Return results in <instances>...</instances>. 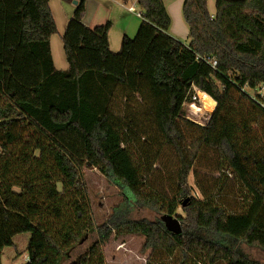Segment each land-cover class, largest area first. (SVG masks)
<instances>
[{"label":"trees","instance_id":"trees-1","mask_svg":"<svg viewBox=\"0 0 264 264\" xmlns=\"http://www.w3.org/2000/svg\"><path fill=\"white\" fill-rule=\"evenodd\" d=\"M48 1L0 0V264L25 233L26 264H105L110 234L142 237L145 264H262L233 244L264 253V103L241 90L264 83V0H215L212 16L207 0H183L188 45L168 34L162 0H136L142 21L117 52L110 23H82L81 0L61 38L65 70L52 63ZM193 87L217 104L205 126L185 117ZM203 150L218 177L209 190L194 182L195 199L188 177ZM84 168L121 191L99 227ZM133 209L154 218L129 219ZM163 215L177 218L179 235Z\"/></svg>","mask_w":264,"mask_h":264},{"label":"rangeland","instance_id":"rangeland-1","mask_svg":"<svg viewBox=\"0 0 264 264\" xmlns=\"http://www.w3.org/2000/svg\"><path fill=\"white\" fill-rule=\"evenodd\" d=\"M60 0H51L50 4L53 9V16L56 24V33L51 36L50 44V53L52 58L53 67L55 70H65L67 64L64 59L62 51V35L63 30L66 24H64L63 17L61 18L59 14V9L57 4ZM215 0H208V10L209 12L214 11ZM131 4H128V6ZM127 6V7H128ZM85 7V4H84ZM141 14V10L136 4H133L132 12H126V16L132 19H135L137 28L139 27L142 18L137 16ZM135 27V25H134ZM131 35L133 38L136 33ZM109 48L112 52H117L119 50L120 44V34L118 30H112L109 34ZM116 41V43H115ZM114 50V51H113ZM196 96V94H195ZM190 109V110H189ZM250 108L246 105L242 106L238 110L239 120H244L246 118V111ZM185 117L191 119H197L200 123V126H205L210 113L205 112V105L202 100H197L196 103H187V106H183ZM240 110H244L241 112ZM191 116V117H190ZM192 121V120H191ZM241 121V120H240ZM251 131L259 136H262L260 130L255 126L251 125ZM162 165L170 170L172 167L173 161L170 157H167V154H163L161 157ZM214 157L212 153L207 151H201L199 159L195 164V174H190L188 177V184L191 187V196L195 199H200L201 194L196 188L194 182L200 184V186L209 190L210 186L213 183V179L218 177V174L212 173V167L214 164ZM160 165V163H159ZM157 167V166H156ZM83 178L86 184L87 193L90 201V207L92 215L95 220L97 227L105 224L106 220L111 215L113 208L121 201L122 196L120 189L113 183L107 181L98 171L91 168L83 169ZM230 179V177H229ZM178 214L181 217H184L182 211L179 209ZM129 219H139L147 218L152 219L154 215L145 210L133 209L131 213L128 214ZM97 234L94 236L96 237ZM219 242H224L227 245H231L232 242L226 238L214 237ZM29 240V234H20L13 238V246L3 249L1 256V264H26V245ZM88 242H84L72 253V257H76L81 253L88 245ZM143 239L140 236H125L121 238H114L113 234H110L107 241L102 245L101 252L103 255L105 264H145L146 259L149 255L148 251L141 253L140 249L142 246ZM234 248H238L244 253L258 259L262 264H264V253L256 249H248L244 245L236 242L233 244Z\"/></svg>","mask_w":264,"mask_h":264},{"label":"crops","instance_id":"crops-1","mask_svg":"<svg viewBox=\"0 0 264 264\" xmlns=\"http://www.w3.org/2000/svg\"><path fill=\"white\" fill-rule=\"evenodd\" d=\"M48 1L49 8L53 16V9ZM81 0H60L57 4L59 14L63 17L64 24L72 16L76 5ZM85 4V13L82 19V23L88 27L93 28L97 25L110 23V28L107 33L108 45L109 34L114 29L118 30L120 34V40L123 36L131 38L133 33L137 32V26L135 19L126 16L128 4H136V0H83ZM166 9V12L170 18V27L168 34L181 42L184 45L189 44L188 30L183 22L181 15V5L183 0H162ZM130 6V5H129ZM208 8V0H207ZM209 11V10H208ZM212 16L213 12H209ZM53 19L54 16H53ZM55 21V20H54ZM135 25V27H134ZM116 43V41H115ZM120 45V44H119ZM110 49V48H109ZM114 51V50H113Z\"/></svg>","mask_w":264,"mask_h":264},{"label":"built area","instance_id":"built-area-1","mask_svg":"<svg viewBox=\"0 0 264 264\" xmlns=\"http://www.w3.org/2000/svg\"><path fill=\"white\" fill-rule=\"evenodd\" d=\"M127 1V0H126ZM132 8H133V4H131L130 6L127 7V10L129 12H132ZM137 16L141 17V14H137ZM211 68H215L216 66V61L214 59H208L207 61H205ZM249 99H251L252 101L258 103L260 106H263L264 103V83L258 85L257 87H255L254 89H249L246 86H244L241 89ZM197 92L198 89H196L195 87H193V95L190 97V99H187L184 103L183 106H187V103H196V99H197ZM196 94V96H195ZM190 110V109H189ZM208 122V121H207ZM26 262H27V257L25 258Z\"/></svg>","mask_w":264,"mask_h":264},{"label":"water","instance_id":"water-1","mask_svg":"<svg viewBox=\"0 0 264 264\" xmlns=\"http://www.w3.org/2000/svg\"><path fill=\"white\" fill-rule=\"evenodd\" d=\"M198 94L199 95H206L208 103L212 106V112L209 115V119H210V116L212 115V113L216 109L217 104L207 94H205L201 91H198ZM160 221L162 222V224H163V226L167 232H169L171 234H175V235L180 234V232H181L180 224H179V221L177 220V218L175 216L163 215L160 217Z\"/></svg>","mask_w":264,"mask_h":264},{"label":"bare ground","instance_id":"bare-ground-1","mask_svg":"<svg viewBox=\"0 0 264 264\" xmlns=\"http://www.w3.org/2000/svg\"><path fill=\"white\" fill-rule=\"evenodd\" d=\"M197 100H202L203 101V103L205 105V112L206 113H211L212 112V106L208 103L206 95H199L198 92H197L196 101ZM197 123H199V122L197 121Z\"/></svg>","mask_w":264,"mask_h":264}]
</instances>
